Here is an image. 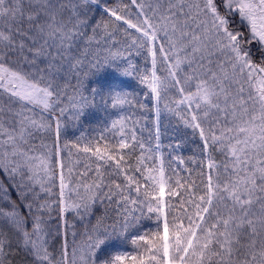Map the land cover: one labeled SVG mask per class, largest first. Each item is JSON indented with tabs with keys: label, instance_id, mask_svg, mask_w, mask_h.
Wrapping results in <instances>:
<instances>
[{
	"label": "snow or ice",
	"instance_id": "snow-or-ice-1",
	"mask_svg": "<svg viewBox=\"0 0 264 264\" xmlns=\"http://www.w3.org/2000/svg\"><path fill=\"white\" fill-rule=\"evenodd\" d=\"M161 101L206 183L165 163ZM0 264H264V0H0Z\"/></svg>",
	"mask_w": 264,
	"mask_h": 264
},
{
	"label": "trees",
	"instance_id": "trees-1",
	"mask_svg": "<svg viewBox=\"0 0 264 264\" xmlns=\"http://www.w3.org/2000/svg\"><path fill=\"white\" fill-rule=\"evenodd\" d=\"M134 59L141 65V67H145L144 64V57H134ZM147 67H151L150 64ZM158 68L162 69L161 75L165 74L163 69H166V65L158 64ZM131 84V91L134 93L135 98L139 100L141 103L145 105L144 108H137L135 110V119L139 120V125L137 126V133L138 135L144 139L149 140L150 136L149 133L153 131L155 127V107L154 101L148 96L147 89L142 88L141 86L135 84V82L129 81ZM161 108V116H160V127L162 130V137H161V144H162V152L165 157V163L168 162L170 156L179 155L183 158L184 164L179 165L180 175L184 178L191 177L192 180L196 181L197 184H200L201 179H204L206 183V177L209 172L207 168L208 161V153L203 151L202 143L199 139V135H193L191 130H187L185 128L177 126V117L171 115L164 109V102L161 101L160 103ZM126 114V113H121ZM70 127L66 130H63L61 136V143L65 139L74 141L77 136L84 135V136H99L101 125L94 119L88 120L80 125H73L71 121H69ZM50 143V141H48ZM179 142L181 147L179 149L175 148V145ZM39 144V141H37ZM73 151H75L73 149ZM139 151V150H137ZM83 155V154H80ZM213 159L215 160L216 164L218 165L219 172L221 173V180L226 179L224 175L223 164L225 162V157L220 152H213L212 153ZM176 162L173 161V167H176ZM188 169V171H185ZM200 173H204V176L201 177ZM57 180V185H58ZM202 187V185H201ZM11 191V189H10ZM53 193H58V186L53 189ZM13 199L16 198V194L12 191ZM52 200L56 199V196L53 195L51 197ZM55 208V205H53ZM111 211V209H109ZM103 212V208H98L97 213ZM53 225L55 224V215L56 213L53 212ZM71 217V214H69ZM72 223L79 224V221H71ZM150 223V222H145ZM63 226H61V231L63 232ZM82 230V229H81ZM68 240L71 242L72 235L71 231L69 230ZM52 245L56 248H59L60 244V237H55L50 241ZM16 259H20L17 257Z\"/></svg>",
	"mask_w": 264,
	"mask_h": 264
}]
</instances>
